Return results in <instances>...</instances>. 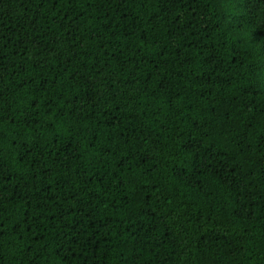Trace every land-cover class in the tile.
<instances>
[{
    "label": "trees",
    "instance_id": "trees-1",
    "mask_svg": "<svg viewBox=\"0 0 264 264\" xmlns=\"http://www.w3.org/2000/svg\"><path fill=\"white\" fill-rule=\"evenodd\" d=\"M261 32L264 0H0V264H264Z\"/></svg>",
    "mask_w": 264,
    "mask_h": 264
},
{
    "label": "snow or ice",
    "instance_id": "snow-or-ice-1",
    "mask_svg": "<svg viewBox=\"0 0 264 264\" xmlns=\"http://www.w3.org/2000/svg\"><path fill=\"white\" fill-rule=\"evenodd\" d=\"M66 2L71 3V0H66ZM121 3L126 2V0H120ZM164 3H176L179 2V0H163ZM248 2V0H231V3H233V5H238L243 7L246 3ZM119 6V5H118ZM261 36H264V32L260 33ZM160 55L162 56L163 53L161 52ZM212 73H210L211 75ZM6 93H4L3 91H0V99L3 98V96ZM179 95V94H178ZM37 103H39V101H37ZM33 107H35V105H33ZM213 111H215V109H213ZM3 112V108H0V113ZM31 113L28 114V117H25L24 119V123L25 124H29V118L31 117ZM36 115H39V111L36 112ZM5 117L0 115V121H2ZM16 121L13 120V123H15ZM36 123H39V121H35ZM235 121H233L234 123ZM228 126L225 125V128H227ZM247 128L251 127V124H247L246 125ZM193 135L197 136V139L192 141L191 143L187 144V147L192 149V152L190 153L189 156H187L185 158L186 162L190 161L189 166L192 167L194 166L195 169L197 171H208L209 169L213 170L214 172L217 171V169L220 167V165L223 164V161L219 158V154L213 155L211 148L214 147L215 145L213 144L211 147L205 148L203 151L200 150L199 146L201 143H203V136L205 135L200 129H193L192 130ZM230 134V132H229ZM248 133L245 129H239L237 131V136H247ZM40 145L39 144H35L33 145L32 148H29L27 146H25L24 148V153L27 155H31L32 152L34 151L35 148H39ZM50 154V153H49ZM39 156L41 158H43L44 156V152L41 150L39 152ZM151 158V157H150ZM24 156L21 155L20 156V160H23ZM33 160L36 163H39V160H36L35 157H33ZM5 168L6 165L3 164V162H0V183H2L3 179H10V177H7L4 175L5 172ZM27 171V170H25ZM23 178V176L21 177ZM123 181H121L122 183ZM23 223L27 226L28 222L27 221H23ZM2 229H3V222L0 221V235H2ZM29 230L30 226H29ZM0 247H2V244H0ZM46 250V249H44ZM0 260H2V256H0Z\"/></svg>",
    "mask_w": 264,
    "mask_h": 264
}]
</instances>
